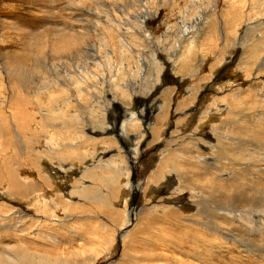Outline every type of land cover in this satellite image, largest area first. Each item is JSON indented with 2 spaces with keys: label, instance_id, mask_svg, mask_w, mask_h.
Masks as SVG:
<instances>
[{
  "label": "bare ground",
  "instance_id": "1",
  "mask_svg": "<svg viewBox=\"0 0 264 264\" xmlns=\"http://www.w3.org/2000/svg\"><path fill=\"white\" fill-rule=\"evenodd\" d=\"M69 1L76 7H85L91 0ZM222 2L224 10L221 13L213 11L210 15L217 16L220 13L221 22L225 25L220 34L219 27L217 29L211 18V21L197 18L196 24L178 26L175 40L170 45L176 51L174 59L177 60L167 59L171 77L161 70L163 63L158 64L153 59L154 68L145 72L142 69L144 60L135 56L134 46L143 45L137 41V37L143 31H149L152 24L153 12L149 15L152 9L140 3L131 4L130 8L128 4L129 11L123 10L124 16L111 17L109 11L104 21L107 34L111 31L117 38L114 44L119 48V56L127 52L125 59L136 58L138 61L134 72L125 76L124 72L119 76H116L119 73L109 76L98 73L99 70L95 69L102 66L100 57L93 65L78 66L66 72L65 62L67 64L72 59L82 62V57L87 59L88 51H92L90 31L88 27L81 29V23L80 26L72 23L65 26L69 32L65 37L69 41L62 47L60 40L57 42L60 48L50 51L53 62H56L47 71L41 73L32 67L35 65L5 67L8 68L5 73L8 74L6 87L11 93L8 98L1 99V107L6 115L0 120V190L4 188L7 194L5 201L9 203L10 211L5 214L0 210V236L6 237V233L10 232V240L0 246V264H58L61 259L64 264H93L98 257L97 252L103 251L110 257V261L121 260L126 264H214L210 252L213 251L218 258H224V254L229 255L227 244L243 245L236 241L238 239L231 234L233 229L226 227L223 219L226 214L235 217L234 212L238 211V207H244L240 205L242 199L250 194L241 185H251L236 174L245 171L250 177L256 171V165L253 168L243 167L246 162L237 163L236 160L242 162L251 159V153H256L255 150H264V143L238 137L235 131H245L253 125L259 127L261 122L264 125V108L256 107V104L249 103L241 96L238 98L239 90L226 95L227 92L223 90L225 83L224 86L217 85L214 90L219 92L220 97L225 96V102L233 98L232 104L225 106L229 109L227 118L214 121L225 108L223 99L217 97L208 102L211 111L203 103L193 111L199 119L198 129H211L213 133L210 130L200 133L194 129L196 131L188 130L179 135L176 130L181 122L190 120L197 97L206 87H211L213 73L203 72L207 68H204L208 63L207 57L214 55L212 64L208 66L225 67L232 61L233 55L230 54L229 60L224 56L225 50L231 47L228 45L226 49L224 45L218 49V38H233L236 30L242 28L243 18L248 20L246 24H253L250 27L246 25L247 29L253 30V37L244 52L238 49L235 51L236 65L245 62L250 64L264 57V18H259L264 17V0ZM152 32L151 29V36ZM126 39L135 42L128 44ZM108 46L112 48L110 43ZM116 49L114 46L113 51L117 52ZM63 64V74H57L56 70ZM2 77L0 75V88L5 91ZM111 79H114L115 87L109 92ZM162 80L168 86L159 90ZM99 81L107 87L100 86ZM140 88L143 94L150 93L149 102L142 100L147 107L146 111H157L152 115V125L146 135L150 137L148 140L142 135L139 120L142 119L144 109L135 107L140 101L132 97V93ZM156 89L158 93L152 96ZM182 90L184 96L180 100L175 97L173 103V94ZM205 95L202 97L204 100L207 97ZM43 96L46 97L44 105L41 101ZM115 106H118V111ZM116 113L120 114L121 119L117 130L114 129ZM88 114L93 118L87 119L85 115ZM170 117L175 118V129L162 140V133ZM106 133L114 134L120 140ZM100 135V138H95ZM123 140L128 142L127 147L137 161L143 152L152 155L154 146L160 145L154 171L147 170L138 161L139 175L136 182L145 199L135 205L128 218L129 198L126 194H129L131 177L127 161L119 148ZM249 145V148L244 147ZM25 166L31 175L27 179L22 177ZM232 174V178L226 179ZM194 190H198L197 193ZM177 192L188 193L194 211L197 205L195 198L204 194V197L209 198L204 207L209 214L203 211V217L195 213L192 216L188 212L183 213L175 202ZM233 192L239 193V206L235 210L222 209L219 204L225 203V199ZM210 197L218 204L212 215L209 211ZM2 203L5 202L0 201ZM203 227L213 232L206 242L202 236H189L188 231L195 229V232L196 228ZM24 228L31 241L16 244V239L20 240L21 237L12 230ZM180 229L186 230V236L193 240L197 252L204 253V256L197 255L189 241L177 239ZM88 230L91 233H87ZM63 231L76 237V242L85 244L86 240L90 241L97 246V250L91 248L88 254L74 248L67 252L65 247L60 248L59 243L54 242L57 234ZM37 241L51 248L49 250L60 248L58 251L63 252L53 256L43 245L41 247L44 251L41 253L26 249V245H19L37 247L40 245H36ZM10 242L13 245H9ZM73 243L68 242L67 245ZM137 246L148 251L144 249L145 252L139 254ZM166 246L175 250L169 253ZM173 251L176 252L173 254ZM227 259L230 260V257Z\"/></svg>",
  "mask_w": 264,
  "mask_h": 264
},
{
  "label": "rangeland",
  "instance_id": "2",
  "mask_svg": "<svg viewBox=\"0 0 264 264\" xmlns=\"http://www.w3.org/2000/svg\"><path fill=\"white\" fill-rule=\"evenodd\" d=\"M139 3L140 5L145 4V6L152 9L151 11H149L150 12L149 15H151V12H153L152 20H151L152 24L150 30L143 31V34H141L142 37L141 35L137 37V41L143 45L134 46V48L136 49L135 56H139V58L143 59L145 62V64H143L142 66V69H144L145 72H147V70L149 72L151 68H154L153 60H155L159 62L158 64H160V62L163 63L160 66L161 70L163 71L164 74H166V76L171 77L170 76L171 70L169 69L170 67L167 62V59L168 60L171 59L173 61L177 60L176 58L174 59V55L176 54V51L170 45H172L171 42L175 40L174 37L175 35H177L176 32L178 26L180 27L181 24H185L186 26L189 24L191 26L193 24H196L197 18H202L203 20L205 19L209 20L211 18L214 20L217 29L219 27L218 29V32L220 31L219 34L222 32V27L225 26L222 24L220 19L221 16L219 15L221 11L224 10L223 8L224 3L222 2V0H195V2L194 0H139V1L138 0L135 1L134 0L133 1L132 0H91L90 3L86 4L85 7L81 5H79V7H76L75 5H71L69 0H0V75L1 77L3 76L1 80L3 82L2 83L3 88H5V91L1 90L0 88L1 90L0 120L4 115H6V113L1 107V99L5 97L8 98L9 94L11 93L9 88L6 87L7 86L6 80H8V74L5 73L6 71H8L7 70L8 68L5 67L14 68L16 66L27 67V66L35 65L32 67L35 69L37 68V70L40 71L41 73H43L44 70L47 71L48 68H52L56 61L53 62L50 55V51L53 49L60 48L61 45L62 47L66 46V42L69 41V39L65 37L69 33L68 28L66 27L70 23L78 26L82 24L81 29L88 27L90 31V37H91L90 47L92 48V51L87 50L89 52L88 58L84 59L82 57V62L76 59L70 60L67 64L65 62V66L67 67L66 72L69 70H73L75 67L78 66L93 65L95 61L99 60V57L101 58L100 62L102 66L100 65L95 69V70L97 69L99 70L98 73L100 72L106 73L107 76L119 73L116 75L119 76L120 73L122 74V72H124L125 74H123V76H125L130 72L136 71L137 69L136 64H138V61H136V58L130 60L125 59V54L127 52H124L122 55L119 56L118 53L119 48L116 44H114L117 38L114 35V33H112L111 31L109 34H107L104 21L107 17V12L109 11L111 12V17L124 16L123 15L124 11H129L131 4L134 5ZM128 4H129V8L127 6ZM123 6H125L127 10ZM216 10L219 11L220 13L218 12V14H216L217 16L215 15L210 16L211 13H213V11ZM259 18L263 19L264 17H259ZM84 19H89V20L84 23L80 22ZM245 19L246 18H243L242 28H240V30H236V34L233 38L226 40L222 39L221 36H220L221 38H218V43H217L218 49L219 48L221 49L222 46L224 45L226 48L229 45L231 49L229 47L228 49L226 48L228 51L225 50L224 56L225 59L229 60L231 54L233 55L234 61L232 59L233 62L231 61L230 64H227V66L225 67H221L220 65H211L212 66L211 67L208 66V64L209 63L212 64V61L214 60L213 58L214 55H210L209 57H207L208 63L207 65L204 66V68L206 67L207 68L203 69V72L207 73L208 71H210V73H213L214 75V78L212 80L213 82L211 83V87H206L204 89V92H202L197 97L198 102L196 101L194 107L191 109L192 112H191L190 120L181 122L180 125L176 128V130L179 132V135L181 132L188 130L191 131L198 130L200 133L204 132L205 130L211 131V129H198L199 119H197V115L193 113V111H195L196 108L199 107L201 103H203L204 106L207 105L208 110L211 111L212 108L209 106L210 103L208 102L211 101L214 97L221 99L225 97V96L220 97L219 92L214 90L217 85L224 86V84L226 83V85L223 87V90L227 92L226 95H229V93L232 92L233 90H239L240 94L238 98L241 96L243 99L245 100L247 99L249 103L256 104L257 105L256 107L260 106L264 108V75H262L264 73H261V70H264V57L258 58L257 60L253 61L250 64L245 62L244 64H239V66L236 65L235 51L237 52L238 49L244 52L243 50H245L246 45H248V43L252 41L251 36L253 34V30L251 28L249 29L246 28L247 27L246 25L249 24H246L248 23V20ZM252 25L253 24L250 23L249 27ZM151 29L153 30L152 36L150 35ZM237 32L239 34H237ZM145 37L147 39L143 40V38ZM60 40L61 42H59ZM57 42L60 43V46L58 45L59 43ZM125 42H127L128 44H132V42H135V40L132 41V39L131 40L126 39ZM109 43L111 44L112 48L108 46ZM113 45L117 48L116 49L117 52L113 51V47H114ZM109 50H111L112 52L109 53ZM148 60L149 62H147ZM16 63H18L19 65ZM118 66L121 67L119 68ZM60 72L61 74H63L64 64L56 70L57 74ZM113 83H115V81L114 79H111L109 81V84H111L109 92H111L115 87L113 86ZM99 85L100 86L103 85L104 88L107 87V85L101 84L100 81H99ZM167 86L168 83L162 80L159 86V90L163 88H167ZM157 93H158V89L154 90L151 95L154 96ZM205 94H207V97L204 100L202 99V97L206 96ZM149 96L150 93L143 94L141 88L132 93L133 100L140 101L134 106L137 108L143 107L144 109L142 119L138 118L141 122L140 123L141 131H142V135L144 136L148 134V128L152 125L151 123L152 115L157 113L156 109H153L152 111H146L147 107L144 106L142 103V100L149 102L150 101ZM183 96H184L183 90L174 93L172 97V102L175 103L174 102L175 97H178L180 100V98ZM229 99L230 101L228 102H225L224 99L222 100V104L224 107L227 106L228 103L232 104L231 99L233 98H229ZM41 101L43 102L44 105L46 103V97L43 96L41 98ZM115 107H116L115 109L118 111L119 110L118 106ZM131 112L134 111L132 110ZM228 112L229 109L225 107L222 110V113L214 118V121L217 119L227 118ZM119 115L120 114H117L114 123V129L116 130L117 127L119 126V120H121ZM85 117L87 119L93 118L89 114L85 115ZM174 121L175 118L170 117L168 119L165 125L166 129L162 133V140H165L167 138L168 133H170L175 129V127L173 126ZM248 129L245 130L246 132L235 131L236 133L235 132L234 133L238 137L251 139L252 141L255 142L264 143V125L262 122L260 123L259 127L257 125L256 126L253 125V127H248ZM108 135L113 136L116 140H120L114 134H108ZM100 137L101 135L97 137L95 136V138H100ZM149 138H150L149 136H146V140H148ZM127 146L129 147L128 142H125L124 140L121 141V144H119V148L122 151V156H124L125 162L127 161L126 164L129 167L130 177H131L129 182V194L128 193L126 194V196L129 198L128 210H127L129 215H127L128 213H126L127 215L126 217L128 218L130 217V214H132L133 212L131 210L135 209L134 208L135 205L136 204L139 205L145 199V196L143 199V193H141V191L139 190L140 186L136 182L138 181L136 177L137 175H139L138 161L141 162L142 165L145 166L147 170L154 171L156 163L159 158L158 147L160 145L158 144L154 146L155 150H153L152 155H147L146 152H143L140 155L138 161L135 160L136 159L135 155ZM244 147L249 148L250 145L248 147L247 146ZM255 151L256 153L255 152L251 153L255 158L252 156L251 159H246V160L244 159V161L242 162L239 161L238 159L236 160L237 163L246 162L245 163L246 165H242L243 167L249 166L253 168V165H256L254 167L256 171L253 176L249 177V175H247V172L245 171H241L236 174L238 177H240V179L243 177L242 180L246 181V183H249V185H251L250 187H246V185H241L248 194L250 193L249 196L244 198V200L242 199L240 203V205H243L244 207H240L239 204L237 203V199L239 197L238 192L230 193L228 197L225 199L224 201L225 203L219 204V206L224 210H231V209L235 210L239 206L238 207L239 212L238 211L234 212L235 217L226 214V217L223 219V223L226 227L233 229L231 231V234L236 239H238L236 241L241 242V244L243 245L232 244V243L227 244L229 250L226 251L229 252V255L224 254L225 255L224 258H218L213 251L210 252L209 255L213 259L214 264H264V161H263L264 150H255ZM141 170L143 172V168ZM141 170L140 173H142ZM22 172H23L22 177L24 179L29 178L30 173L29 171H27L26 166L22 169ZM232 177L233 174L228 176L226 179ZM248 178L250 181H248ZM173 186L176 187L177 184H173ZM254 188L256 193L253 190ZM197 191L198 190H194V193H197ZM227 191L231 192L229 190ZM6 197L7 194L3 188L2 190H0V201H4L5 203L0 204V208H1L0 210L3 211L4 213L6 212L5 214H9L10 211V209L8 208L9 203H6L5 201ZM146 199H148V197ZM207 199L209 198L204 197V194L195 198V201L197 202L196 211H194L193 205L188 200L187 192H183V193L177 192V197L175 199V202L177 204V207L182 208L183 213L188 212L191 216L195 213L196 216L204 217L203 211H205V213H208L204 209ZM210 200L211 203H210L209 211L210 214L212 215L218 204L214 203V198L210 197ZM239 200L241 199L239 198ZM245 211L248 213H246ZM241 212L244 214L241 215L242 214ZM81 229H83V227H81ZM26 230H27L26 228H24L23 230H14V229L12 230L15 235H19L21 237V238L19 237L20 240L16 239L17 241L16 244L21 243L23 241L25 242L31 241L28 234L26 233ZM194 230L195 229L188 231L190 233L189 236H194V235L202 236L204 238L203 239L204 242H206L209 236L213 234V232L207 230L206 227L196 228L195 232ZM7 232H9V230H7ZM87 233H91V230H88ZM255 233L257 235H255ZM6 234H8L6 235V237L0 236L1 237L0 246L2 245L3 242L5 241L7 242L8 239L10 240V232ZM253 234L254 236H252ZM76 239L77 238L74 237L68 231H63L57 234L54 242L59 243L60 248H62V246L65 247V250L67 249L66 250L67 252H71L72 250H74V248L78 252L85 253L86 251V253L88 254L90 252L89 249L91 250V248L94 251L97 250L96 249L97 246L94 245L93 243H89L90 241L86 240V243L83 244L81 242H76ZM177 239L178 240L184 239L189 241L191 248L196 252L197 255L199 256L205 255L202 252H197L198 248L195 246L193 240L188 236H186L185 229H180L179 234L177 233ZM251 241H255V242H251ZM68 242H74V243L71 245H67ZM37 244H40L38 245L39 247L38 246L32 247L27 244H19V245H23V246L26 245L25 246L26 249H29L31 251L34 250L35 252H39V253L44 251L42 250L41 245L45 246L44 248L47 249V251L51 249L49 247H46V245L39 243V241L36 242V245ZM9 245H13V242H10ZM59 249L55 248V250H49L50 255L55 256V254L63 252L62 250L58 251ZM144 249L145 248L143 247L137 246V253L139 254L144 253L147 250L145 249L144 251ZM172 250L175 249L167 247V251L169 253H172L171 252ZM175 252L176 251H173V254ZM97 253H99L100 255L99 254L97 255L98 257H96L93 264H100L102 261L104 264H118V262L119 264L127 263L121 260H117L114 262L110 261L109 259L110 257H107L104 251L101 253L100 252ZM228 256L230 257V260L227 259ZM234 258L236 259L234 260ZM106 259L109 260L105 262ZM60 262L64 264L62 259L59 260L58 264Z\"/></svg>",
  "mask_w": 264,
  "mask_h": 264
}]
</instances>
